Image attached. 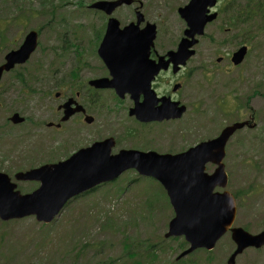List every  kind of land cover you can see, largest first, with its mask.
<instances>
[{"label":"rangeland","instance_id":"obj_1","mask_svg":"<svg viewBox=\"0 0 264 264\" xmlns=\"http://www.w3.org/2000/svg\"><path fill=\"white\" fill-rule=\"evenodd\" d=\"M94 1L0 0L2 45L15 47L28 31H38V47L28 61L29 93L33 94L28 101L30 117L36 115L45 123L54 120L55 100L49 93L53 77L74 79L75 90L86 97L92 94L87 90L88 80L106 75L94 50L107 17L89 8ZM188 1L136 0L133 5L117 7L112 16L122 27L135 21L138 8L144 16L140 26L146 22L156 24V36L171 46L186 28L177 9ZM224 3L218 20L209 23L202 35L199 49L203 55L189 65H204L201 74L189 81L184 94L186 106L194 103L182 119L168 126V136L153 133L150 143L161 151L167 148L168 140V152L176 153L213 135L226 122L253 114L255 127L234 134L223 161L229 174L226 189L239 197L234 225L258 232L264 228V0ZM242 43L249 46V51L242 63L232 66L227 56ZM219 55L225 56L221 62L216 61ZM38 88L46 92L42 99L37 97ZM65 92L70 94L71 86ZM97 93L99 105L90 108L96 119L92 126L76 120H69L60 131L43 126L38 137H30L34 141L31 147L0 135V171L10 176L21 193L37 185L17 182L13 174L28 169L32 161L64 159L100 136H115L118 147L137 145L123 137L125 131L133 129L126 113L131 100L119 105L112 91ZM195 101L200 102L198 107ZM212 170L213 166L207 164L206 171ZM136 177L135 172L128 171L115 183L73 199L48 225L33 217L0 220V264H125L123 261L131 258H123V243L137 252L135 261L129 264H200L203 258L229 256L232 241L226 234L212 252L196 251L179 262L176 257L184 248L183 238L164 239L173 215L169 200L167 205L149 188L155 183L148 177H141L137 187L138 183L132 182ZM261 256L264 249H248L239 258Z\"/></svg>","mask_w":264,"mask_h":264},{"label":"water","instance_id":"obj_2","mask_svg":"<svg viewBox=\"0 0 264 264\" xmlns=\"http://www.w3.org/2000/svg\"><path fill=\"white\" fill-rule=\"evenodd\" d=\"M122 1L130 2H98L93 6L111 12ZM213 3L214 0H191L187 6L179 9L189 26L185 31L188 36L202 33L206 21L214 17L204 15L206 7ZM138 23L139 21L119 29L118 21L109 19L98 54L110 70L112 79L94 80L92 83L96 87H113L119 96L129 93L132 98L136 97L137 91L144 93L145 88L135 84V77L138 68L144 67L142 57L147 55L155 36V26L147 24L145 28L139 29ZM36 36L34 30L26 35L20 50L12 55L15 61H24L29 56L36 46ZM186 48L185 40H182L171 57H178L183 63L184 57L189 54ZM245 52L246 47L242 46L233 54V62L239 63ZM138 111H143V105ZM168 111V117H177L182 108L176 110L168 104ZM68 116L69 112L63 120ZM245 124L246 122H236L226 126L217 138L201 142L178 155L122 151L110 156V140L94 143L91 147L79 149L63 162L16 173V179L41 182L39 188L30 194L21 195L14 191L16 185L10 182L6 174L0 173V218L8 220L35 215L38 221L49 222L72 195L100 182L112 180L124 169L135 167L141 174L154 176L164 185L175 212L165 236L184 235L191 244L180 256L197 246L211 248L231 227L236 215L233 195L229 191H213L214 188L225 187L227 184L222 163L226 141L236 129ZM208 162L216 165L211 174L204 172ZM230 232L236 250L232 253L229 264H233L234 257L244 249L264 244V231L251 235L241 227H232Z\"/></svg>","mask_w":264,"mask_h":264},{"label":"flooded vegetation","instance_id":"obj_3","mask_svg":"<svg viewBox=\"0 0 264 264\" xmlns=\"http://www.w3.org/2000/svg\"><path fill=\"white\" fill-rule=\"evenodd\" d=\"M156 40V39H155ZM154 40V44L149 51V61L157 62L159 57H162L160 64L166 62V68L159 71V73L154 77L151 82V88L155 93V96L152 99L153 106L155 108H159L162 106L166 101L168 102V97H170L174 101H179L183 103L184 91L188 89L189 81L194 78L196 75L201 74L202 70L198 67H187V63L185 66L181 67L177 72H174L172 69V65L168 66V56L166 53L168 50L176 49L177 44H172L168 49V41H163L162 39L158 38L157 41ZM22 42V41H21ZM21 42L15 47H8L1 44L0 39V135H5L8 140L13 139V135H26L29 129V125L31 124L32 132H37L38 127L33 125L30 120V115L28 113V101L32 93H29V82H28V59L23 63H14L11 67L10 62L12 59V51L19 47ZM199 40L192 46V50L194 54L190 57L189 60L193 58L195 54L198 53L197 45ZM189 60L187 62H189ZM54 78V77H53ZM71 80L75 81L71 78ZM76 82V81H75ZM53 87L55 88L56 82H53ZM178 85L179 87L173 90V87ZM195 86H199L198 84H193ZM38 92H36L37 97L42 99L44 94L46 93L44 90L38 88ZM41 90V91H40ZM83 95L82 93L76 92V96ZM62 94H60V98ZM125 99V98H123ZM122 99V100H123ZM143 96L139 95L136 103H141ZM167 99V100H165ZM93 100L92 97H88L86 100L80 98V101L87 113H89V105L90 102ZM63 100L60 102L62 103ZM59 103V104H60ZM194 103V102H192ZM191 103V104H192ZM59 104H57L54 115L55 118L58 120L59 117L62 115V110L58 109ZM200 104L199 101H195V106L198 107ZM162 115L168 114V109L160 110ZM17 114V119L20 121L12 120V116ZM252 114L247 117V120L252 118ZM74 117H81V113H77ZM131 118V117H130ZM94 122V120H93ZM93 122L91 124H93ZM137 126L135 130V135L133 131H126L124 138L133 139L137 142V139L140 142L145 141L147 149H153L150 143V135L152 134L151 130L156 128H162L163 130L168 129V119L160 121V122H148L142 123L136 121ZM230 123V122H229ZM62 124V123H61ZM228 124V122H226ZM250 124V123H249ZM59 129V127H58ZM131 134V135H129ZM106 138V137H104ZM104 138L97 137L100 141ZM137 138V139H136ZM232 137H230L231 139ZM229 139V141H230ZM229 141L227 144H229ZM27 143L28 140H25ZM23 145V143L20 141ZM144 150V148H137ZM167 151V150H166ZM41 161H35L32 165H39ZM262 230L258 232H251L253 234H258ZM264 246L261 248H249L252 251H260L263 250ZM229 257L224 258H205L204 262L201 264H228ZM221 260V261H220ZM234 264H264V256L259 258H239V256L235 257Z\"/></svg>","mask_w":264,"mask_h":264},{"label":"trees","instance_id":"obj_4","mask_svg":"<svg viewBox=\"0 0 264 264\" xmlns=\"http://www.w3.org/2000/svg\"><path fill=\"white\" fill-rule=\"evenodd\" d=\"M123 249H125L126 251L128 250L127 248H126V245H125V243H123ZM124 257V256H123ZM125 257H127V256H125ZM133 259V258H132ZM135 260H132V261H130V263H132V262H134Z\"/></svg>","mask_w":264,"mask_h":264},{"label":"bare ground","instance_id":"obj_5","mask_svg":"<svg viewBox=\"0 0 264 264\" xmlns=\"http://www.w3.org/2000/svg\"><path fill=\"white\" fill-rule=\"evenodd\" d=\"M171 22H172V20H171Z\"/></svg>","mask_w":264,"mask_h":264}]
</instances>
